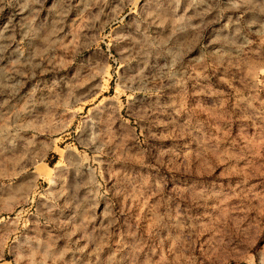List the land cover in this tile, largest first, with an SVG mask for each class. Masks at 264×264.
I'll return each instance as SVG.
<instances>
[{
    "label": "rangeland",
    "instance_id": "374dc122",
    "mask_svg": "<svg viewBox=\"0 0 264 264\" xmlns=\"http://www.w3.org/2000/svg\"><path fill=\"white\" fill-rule=\"evenodd\" d=\"M0 264H264V0H0Z\"/></svg>",
    "mask_w": 264,
    "mask_h": 264
}]
</instances>
